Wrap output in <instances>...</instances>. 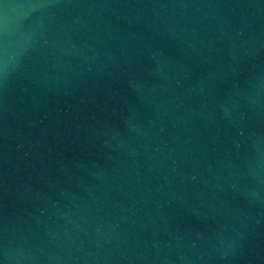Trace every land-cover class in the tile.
<instances>
[{
	"label": "water",
	"instance_id": "obj_1",
	"mask_svg": "<svg viewBox=\"0 0 264 264\" xmlns=\"http://www.w3.org/2000/svg\"><path fill=\"white\" fill-rule=\"evenodd\" d=\"M0 264H264V0H0Z\"/></svg>",
	"mask_w": 264,
	"mask_h": 264
}]
</instances>
